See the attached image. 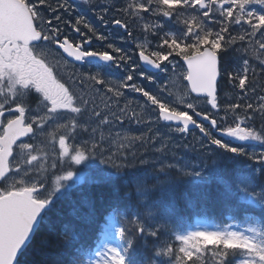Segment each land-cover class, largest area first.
<instances>
[{
	"label": "snow or ice",
	"instance_id": "obj_1",
	"mask_svg": "<svg viewBox=\"0 0 264 264\" xmlns=\"http://www.w3.org/2000/svg\"><path fill=\"white\" fill-rule=\"evenodd\" d=\"M83 3L98 22L115 25L128 37L132 33L127 20L108 18L113 8L128 19L144 21V38L136 43L140 64L113 43L105 50L92 49L93 36L100 41L106 37L77 11L74 0H56L55 7L51 0H0V264H264V182L259 180L264 177V151L249 152L244 146L245 142L264 145V95L244 103L249 93L256 95V76L264 75V0H127L122 7ZM147 14L153 19L145 21ZM65 26L81 39L65 34ZM234 28L239 31L233 33ZM149 37L159 38L155 49ZM57 56L71 58L73 64H91L96 70H74L66 79L58 71ZM173 56L186 66L178 76ZM169 65L173 84L186 82L174 100L167 81L159 89L151 87ZM113 67L124 69L122 79H112ZM220 79L233 92L238 90L237 102L229 98L223 109ZM126 90L143 98L140 111L131 102L120 106L118 100ZM98 98H106L103 108ZM200 99L205 107L197 110L193 101ZM257 116L260 128L254 126ZM126 121L147 131L117 133L118 148L105 156V129L111 139V128L123 127ZM190 127L199 129L204 138L200 155L178 158L179 146L172 147V136L185 134ZM78 134L86 138L77 142ZM137 145L144 146L143 155L134 151ZM148 148L153 158H145ZM241 157L261 167L238 171L244 163ZM97 159L112 170L99 168ZM49 160L53 171L57 162L68 165L50 182ZM228 163L234 167H226ZM84 165L94 175L78 170ZM118 181L126 189L123 193ZM213 184L219 185L215 192ZM182 185L190 188V202L219 200L227 205L238 200L261 215L247 216L251 222L243 227L235 223L183 227L176 199ZM85 186L88 191H83ZM77 189L81 191L79 202L72 201L74 218L91 225L98 209L106 211L93 245L84 243L83 230L65 221L58 207ZM155 192L160 195L153 200ZM132 201L135 214L130 212ZM82 207L87 211L82 213ZM56 223L62 225L57 256L47 259L43 249L49 247V239L44 235L32 250L34 257L42 258L23 259L37 234L52 231ZM161 234L171 240L161 241ZM148 237L157 241L152 254L145 252L137 260V242L144 240L142 247L147 249Z\"/></svg>",
	"mask_w": 264,
	"mask_h": 264
},
{
	"label": "rangeland",
	"instance_id": "obj_2",
	"mask_svg": "<svg viewBox=\"0 0 264 264\" xmlns=\"http://www.w3.org/2000/svg\"><path fill=\"white\" fill-rule=\"evenodd\" d=\"M109 1L110 0H92V3L100 2V3L108 4ZM74 2L77 4V11L80 12L81 14H84L86 16V18L92 24H94L97 27L98 31H100L102 34L105 35L106 39L104 41L108 42L109 40H112L113 44H115V45H116V42L120 43V41H121L124 44V46L127 48L128 55H130L132 57V59L137 64H139L138 59L135 58V56H134V54L137 52L136 43H137L138 40H143L144 37L131 38V37H128V35L126 36L124 34H119V32L116 29L109 32V29L104 24H102V23L97 21L94 12L92 11V9L88 5L83 3V0H74ZM51 3L53 5V7H55L56 0H51ZM113 3H114V5L116 4L115 1H113ZM63 15H64L65 20H67L68 19L67 14H63ZM108 17H109V14H108ZM71 19L73 21H75V15H73L71 17ZM65 27H67V26H65ZM81 29H83L82 26H81ZM130 29L132 30L133 28L130 27ZM155 45H156V43H154L152 45L153 49H155ZM231 56H232V54L230 53L229 57H231ZM172 59L177 64L175 72H176V75L178 76L181 72L184 71L185 67L182 64V62L180 60V57L173 56ZM58 60H59L60 65H61V67L59 68L58 71L66 79L68 78V76L74 70L77 73L95 71L96 70L93 67V65H89V66H86V67H80V68L79 67L78 68H71V67H68L67 64L65 66V63L60 58H58ZM129 67H131V66L129 65ZM258 73H259V71H258ZM125 74L126 73H125L123 68L115 69L113 67V69L110 72V75H111L113 80L122 79L123 75H125ZM258 77H260L261 78L260 81H262L264 83V75L258 74L257 78ZM173 79H174L173 72H172V69H171V65H169V71L167 73H161L160 74V78L157 80V82L155 84H152L151 87L154 90L155 89H159L160 86L164 85L165 82L167 81L168 84H169V89L173 93L172 99L174 100L176 95L182 93L183 87L186 84V82H182L181 83L179 80H177L176 83L173 84ZM136 82L139 83L140 81L137 80ZM68 83L71 84L72 87L75 90L79 91V88L77 87V85L73 84L71 80H69ZM144 83L147 84L148 82L144 81ZM165 95H167V94H165ZM256 96L257 95H255V96L252 95V102L255 101ZM104 99H106V98H98L97 101H96L97 104H99L101 108H103V100ZM116 102L117 101H113V103H116ZM128 102H131V106L133 108H135L137 111H140V108L138 107V105L143 104V98L137 93H133L130 90H126L123 98L119 99L118 103L120 104L121 107H123ZM193 102L198 104V106H199L198 110L204 109L205 101L203 99L196 100V101H193ZM113 110H115V109H113ZM155 126L156 125H153V127H155ZM254 126L256 128H260L262 126L261 118L259 116H257L256 120L254 121ZM146 131H147V128H145L144 126L136 125L135 123L126 121L124 123L123 127H120L119 125H116L115 127H112L111 128L112 137H111V139H108L107 137H108L109 129H105L104 134H105V137H106V142L102 145V148L106 149L105 156H107L110 151L111 152H115L116 149L118 148L119 141H118V139L116 137L117 133H120L121 136H122L125 133H129V132H134L136 134H139L140 132H146ZM161 131L162 132H167V131H169V129L168 128H161ZM84 138H86V137L81 136V135L78 134L77 142H79V140L84 139ZM172 139H173L172 147L176 148L177 146H179L178 150L175 152L176 157H178V158L179 157H184L186 159H192V158H195V157L200 155V141H202L204 138L202 136H200L198 132H192L189 135L174 133L173 136H172ZM113 141H115V143H113ZM27 142H31V141L28 140ZM205 143H206V141H205ZM184 145H187L188 147L185 148ZM157 146H159V145H157ZM244 146L246 147L247 151H249V152L264 151V145H261L259 142H245ZM211 147H212L213 150H215V146H211ZM147 150H148L150 155H149V157H145V158H153V157H151L152 149L148 148ZM134 151L136 152L137 155H143V152L145 151V148H144V146L137 145L136 148L134 149ZM170 155H171V153H170ZM229 155H231V154H229ZM241 158H243V157H241ZM51 163H52V161L49 160L48 165L49 164L51 165ZM136 163L138 164V161H136ZM209 163H210V161H209ZM251 163H252V170L253 171H254V169L258 170L261 167V165L257 164L254 161H250V164ZM58 164H60V163L57 162V167L56 168H58ZM95 164L101 169L112 170L110 165L101 164L99 159H97L95 161ZM250 164H249V167H250ZM77 167H78V170L81 171V172H87L89 174H93L94 175L93 169L85 170L86 168H89L86 165L77 166ZM61 168L64 169L63 166ZM230 168H232V167H230ZM58 170H59L58 171L59 173L62 172L61 169L58 168ZM241 172H244V171H241ZM48 179H49V182H50L52 177L48 178ZM159 195L160 194L157 192V197L155 199H157L159 197ZM155 199H153V200H155ZM145 210L147 211L149 209H145ZM157 218H159V217H157ZM161 222H163V221H161ZM233 223H235V222H231V220H227L224 224H233ZM224 224L218 223L216 221L209 220L207 218L200 217V216H193L191 219H182V226L183 227H195V226L212 227V226H216V225L223 226ZM235 224H238V223H235ZM152 226L155 227L154 224ZM160 240L161 241H165V240L170 241L171 237L167 236L165 234H161ZM155 243H157V241H155ZM161 259H164V258H161Z\"/></svg>",
	"mask_w": 264,
	"mask_h": 264
},
{
	"label": "trees",
	"instance_id": "obj_3",
	"mask_svg": "<svg viewBox=\"0 0 264 264\" xmlns=\"http://www.w3.org/2000/svg\"><path fill=\"white\" fill-rule=\"evenodd\" d=\"M121 3L126 4L127 0H122ZM151 18L153 19V17L151 16V14H147L145 15V21L149 20L148 19ZM150 19V20H151ZM144 21H140L137 20L134 24H131V27L133 28L131 30L132 35H142V28L141 25ZM167 30V29H165ZM239 29L238 28H234L233 29V33L238 32ZM149 39L151 40V42L153 43H158L159 42V38H152L149 37ZM257 78V76H256ZM257 84V83H255ZM259 84V83H258ZM261 85V84H260ZM258 87V88H257ZM255 88H257V91L259 94H263L264 95V87L259 86V85H255ZM62 166L60 164H58V168L61 169L62 171L67 170V163H65L63 165L64 169L61 168ZM143 167V166H141ZM58 168H56L55 171L52 170L51 165H48V178L54 177L55 175H59L61 173H59ZM90 168H86L85 170H88ZM260 182L263 180V177H259ZM118 184H120V188H121V193H123L126 189L123 187L122 182L118 181ZM213 192H215L218 188L219 185L213 184ZM95 190V189H94ZM80 189L75 190L72 193L71 196V200L68 198H65L64 200H62L60 202V204L58 205V207H61L63 209V219L65 221H70L72 222L78 229H82L84 236H83V241L85 244L87 245H93L94 240L96 239V237L99 234V231L102 227V223L104 221L105 218V214L106 211L105 209H98L97 213H96V220L93 224L91 225H86L84 224L82 221L77 220L76 218H74L71 215L72 212V201H77L79 202L80 199ZM83 191H88V187L85 186ZM185 192H188L189 196L185 197ZM192 194L190 191L189 186L187 185H182L181 187H179L177 189L176 192V199L177 202L180 206V216L182 217V219H191L193 216H200V217H205L207 219L210 220H214L218 223H222L224 224L227 221V218L235 223L240 224L241 226H245L246 224L250 223L251 221H248L246 219L247 216L249 215H255V216H259L261 215V213L259 212L258 209H253L245 204L240 203L238 200H233L230 202V204H224L223 202L219 201V200H213L212 202H209L207 204L201 203L199 200H195L194 202H190V198H191ZM157 197V192L153 193V199H155ZM133 204V207L130 208V212L131 214H135V212L137 211V208L134 206L135 205V201L131 202ZM143 204V202H141ZM87 208L82 207L81 208V212H86ZM140 211H146L145 208H140ZM61 224L60 223H56L53 226V230L52 231H45V230H41L40 233L37 234L36 239L33 241L29 255L23 259L27 260V261H31L33 258L39 260L42 257L40 256H33L32 254V250H34L37 247V241L40 240L41 236L47 235L48 239H49V247L46 249H43V251L47 254V259L49 261H51L52 259H54L58 252L59 249L57 248V236L58 233L60 231L61 228ZM143 243H145L144 240H138L137 242V246H136V258L137 260H141L143 259V255L145 252H147L148 255L152 254V245L155 243L154 238L148 237L146 243L148 244V248L144 249L142 247ZM234 264V262H233Z\"/></svg>",
	"mask_w": 264,
	"mask_h": 264
},
{
	"label": "flooded vegetation",
	"instance_id": "obj_4",
	"mask_svg": "<svg viewBox=\"0 0 264 264\" xmlns=\"http://www.w3.org/2000/svg\"><path fill=\"white\" fill-rule=\"evenodd\" d=\"M113 1H115V0H113ZM113 1L110 0L108 4H114ZM115 5H116L115 7H122L124 5V3L123 4L122 3L115 4ZM112 17H117V18L125 19V20L128 21V24L129 25L132 24V23H135L138 20V19H135V20L128 19L127 17H124L122 13L117 14V12L115 11V8H113V10L111 11V13H109V17L108 18L111 19ZM148 19L150 20L151 18L148 17ZM106 27L109 29V32L116 29L119 32V34H124V35L127 36V33L124 32L123 29H121V28H119V27H117L115 25L108 24ZM81 30L82 31H85L84 29H81ZM64 32H65V34L69 35L73 40H79V39H81L76 33H74L72 31V29H71L70 26L64 27ZM89 35H91V34H89ZM108 43H113V42H112V40H109L108 42L107 41H100V40H97L95 38V36H93L90 47L92 49H94V50H105L107 48V44ZM116 46L123 48L124 51L128 54L127 48L124 46V44L121 41H120V43H117L116 42ZM56 58L57 59L60 58L64 63H65V60L67 59L64 56H57ZM67 61H68L67 66L68 67H71V68H78V67L80 68V67H86V66L91 65V64H87V63L86 64H83V65H81L79 63L73 64L71 62V60H69V59H67ZM115 69H117V68H115ZM257 71H259V69ZM237 94H238V90H237V92H233L232 89H231V87L227 84V82H226L225 79H220L219 80V97H220V103H221V108L222 109H223V106L227 102H229V98H231V102H233V103L237 102L236 101V98H235ZM249 97H250V99H245L244 103L252 102V94L251 93H249ZM223 114H224L223 113V110H221V112L219 113V115L222 116ZM221 123H222V126H224L223 125V122H221ZM206 126H207V124H206ZM192 132H198L200 134V136H202V134L199 132V129H197V128L195 130L191 131L190 133H192ZM190 133H188L187 135H189ZM214 134H216L217 137L220 138V134L219 133H214ZM224 139L226 140V142H231V143L234 144V146H238V143L237 142H233V141H231L227 137H225ZM27 141H28V139H25L24 140V142H27ZM240 160L241 161H244V163L240 164L239 165V168H241L243 171H247V169L249 167V164H250V161H247L246 158H240ZM229 164H231V163H229ZM250 167L252 168V163L250 164Z\"/></svg>",
	"mask_w": 264,
	"mask_h": 264
},
{
	"label": "water",
	"instance_id": "obj_5",
	"mask_svg": "<svg viewBox=\"0 0 264 264\" xmlns=\"http://www.w3.org/2000/svg\"><path fill=\"white\" fill-rule=\"evenodd\" d=\"M138 57H139V55H138ZM67 59L71 60V58H67ZM139 62H140V61H139ZM181 62H182V64L184 65L182 59H181ZM140 63H141V62H140ZM184 67H186V66L184 65ZM193 95H194V94H193ZM194 128H195V127H190L189 130H192V129H194Z\"/></svg>",
	"mask_w": 264,
	"mask_h": 264
}]
</instances>
